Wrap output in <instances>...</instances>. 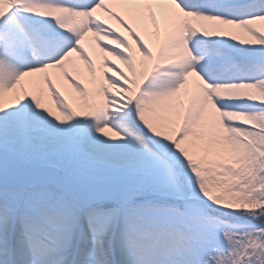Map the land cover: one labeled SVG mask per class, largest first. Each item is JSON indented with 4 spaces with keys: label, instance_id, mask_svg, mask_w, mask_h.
Returning a JSON list of instances; mask_svg holds the SVG:
<instances>
[{
    "label": "snow or ice",
    "instance_id": "snow-or-ice-1",
    "mask_svg": "<svg viewBox=\"0 0 264 264\" xmlns=\"http://www.w3.org/2000/svg\"><path fill=\"white\" fill-rule=\"evenodd\" d=\"M0 264H264V0H0Z\"/></svg>",
    "mask_w": 264,
    "mask_h": 264
}]
</instances>
